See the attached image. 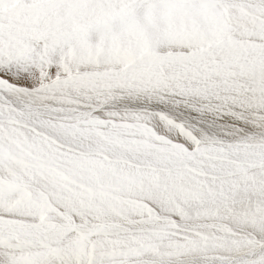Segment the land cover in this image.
Wrapping results in <instances>:
<instances>
[{
    "label": "snow or ice",
    "instance_id": "snow-or-ice-1",
    "mask_svg": "<svg viewBox=\"0 0 264 264\" xmlns=\"http://www.w3.org/2000/svg\"><path fill=\"white\" fill-rule=\"evenodd\" d=\"M0 264H264V0H0Z\"/></svg>",
    "mask_w": 264,
    "mask_h": 264
}]
</instances>
